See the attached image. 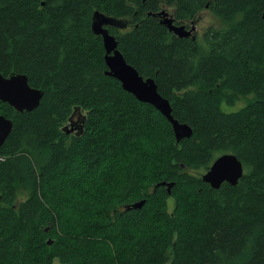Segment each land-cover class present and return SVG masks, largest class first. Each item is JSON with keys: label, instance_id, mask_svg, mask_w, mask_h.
I'll return each mask as SVG.
<instances>
[{"label": "trees", "instance_id": "16d2710c", "mask_svg": "<svg viewBox=\"0 0 264 264\" xmlns=\"http://www.w3.org/2000/svg\"><path fill=\"white\" fill-rule=\"evenodd\" d=\"M164 7L176 25L207 9L229 27L181 38ZM96 11L127 21L110 27L119 50L191 138L178 143L105 74ZM0 73L44 91L31 112L0 101L14 123L0 148V264H264V0H0ZM75 111L80 135L64 130ZM227 153L244 175L213 189L202 177Z\"/></svg>", "mask_w": 264, "mask_h": 264}, {"label": "water", "instance_id": "95a60500", "mask_svg": "<svg viewBox=\"0 0 264 264\" xmlns=\"http://www.w3.org/2000/svg\"><path fill=\"white\" fill-rule=\"evenodd\" d=\"M145 1V0H144ZM162 18V23L178 37L192 38L196 40V26L188 30L185 25H176L174 17L162 10L158 13ZM128 26L127 21L107 16L96 11L92 18V31L95 35L101 36L104 48L106 50L105 63L107 70L106 75L119 80L124 90L132 94L142 103L150 104L160 111L167 120L172 124L176 141L179 143L184 138H191L193 129L185 123L179 122L172 114L171 103L163 97L156 81L153 78H145L138 70L129 64L122 52L118 48V40L115 35L111 34L110 27L123 29ZM44 91L37 89L29 84L28 76L25 74L12 73L4 76L0 73V101L8 103L18 112H31L39 107ZM85 118L80 119L77 123H71L64 127L68 133L78 130L76 135L83 132ZM14 128L11 119L4 115H0V148L4 145ZM244 175V166L241 160L234 154H223L219 156L211 165L210 169L203 175L204 182L209 184L213 189H219L222 184L228 183L237 185ZM162 186L167 187L171 193L173 183L162 182ZM145 201L136 202L128 209H140Z\"/></svg>", "mask_w": 264, "mask_h": 264}, {"label": "rangeland", "instance_id": "374dc122", "mask_svg": "<svg viewBox=\"0 0 264 264\" xmlns=\"http://www.w3.org/2000/svg\"><path fill=\"white\" fill-rule=\"evenodd\" d=\"M164 10H166L167 12H169L171 15H173V9H169L168 7H164ZM196 31L194 33H196V36L198 38L199 42H203L204 41V34L207 31V29L209 28H213L216 29L218 31L220 30H224L227 27H229V24L224 22L223 20H221L220 18H218L216 15H214L210 10H203L199 13L198 18L196 19ZM193 24L191 26L190 22L188 23V25L186 26L188 28V30H190L193 27ZM191 27V28H190ZM254 100V96H248L246 98H241L236 105L234 106H228L226 104H223L222 109L223 111L230 113V112H236L239 111L241 109H243L244 107H246L250 102H252ZM2 115V114H0ZM84 117V113H81L80 111H75L72 118H74V122L72 123H77L79 122L80 119H83ZM71 122H68L66 125L70 124ZM78 130H75V132L73 133H77ZM26 193L21 192L20 194H18L17 197V202L20 203L21 201L26 199ZM169 206H170V211L173 210L174 208V203L173 200L171 199L169 201Z\"/></svg>", "mask_w": 264, "mask_h": 264}, {"label": "flooded vegetation", "instance_id": "af4514ba", "mask_svg": "<svg viewBox=\"0 0 264 264\" xmlns=\"http://www.w3.org/2000/svg\"><path fill=\"white\" fill-rule=\"evenodd\" d=\"M190 24H191V26H192V22H190ZM185 25L187 26L188 24H185ZM190 28H191V27H190ZM187 29H188V28H187ZM70 121L74 122L75 120H74V118L71 117Z\"/></svg>", "mask_w": 264, "mask_h": 264}]
</instances>
